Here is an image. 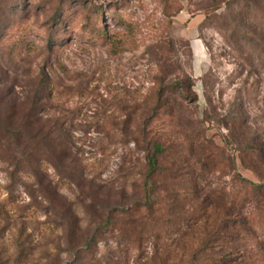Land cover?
Returning a JSON list of instances; mask_svg holds the SVG:
<instances>
[{"label":"rangeland","instance_id":"1","mask_svg":"<svg viewBox=\"0 0 264 264\" xmlns=\"http://www.w3.org/2000/svg\"><path fill=\"white\" fill-rule=\"evenodd\" d=\"M0 3V264H264V0Z\"/></svg>","mask_w":264,"mask_h":264},{"label":"trees","instance_id":"2","mask_svg":"<svg viewBox=\"0 0 264 264\" xmlns=\"http://www.w3.org/2000/svg\"><path fill=\"white\" fill-rule=\"evenodd\" d=\"M0 6H1V3H0ZM0 12H3V11H1V9H0ZM7 126L8 125L5 124L3 121L0 122V129L3 128L4 129V132H7V129H6ZM9 132H10L9 135H7L6 133H5V135H7L10 138V140H14V139H16V137H18V135H20V133H19L20 131L19 130H14L13 132H11V131H9ZM161 151H162L161 145L160 144H156L154 146V155H152L149 158L150 172L156 171L158 169L159 166H158V160H157L156 154L159 153V152H161ZM18 157L19 156L14 155V158H13L12 154H10L9 155V159L4 160V161H8V160H10L12 162L17 161L19 163V166H20V163H22L20 161H24V160H20L21 158H18ZM3 159H6V157L4 156V154L2 153V151H0V160H3ZM44 161L45 160H43V159H40L39 161H35V162H30V160H29L28 163L36 164V166L37 165L39 166V168H37L36 170L34 168V171L32 172L33 174H37L38 175V173H36V172H38V169L40 170V166L42 165V163ZM19 170H22V168L19 167ZM25 175L26 176H30L27 173Z\"/></svg>","mask_w":264,"mask_h":264},{"label":"crops","instance_id":"3","mask_svg":"<svg viewBox=\"0 0 264 264\" xmlns=\"http://www.w3.org/2000/svg\"><path fill=\"white\" fill-rule=\"evenodd\" d=\"M191 46L194 54V66H193L194 73L195 75H199L201 66L204 63V57H205L204 47L202 45L201 40L198 38L192 39Z\"/></svg>","mask_w":264,"mask_h":264}]
</instances>
